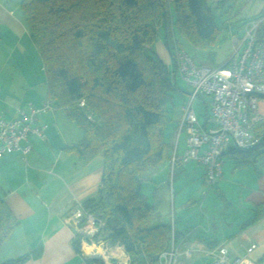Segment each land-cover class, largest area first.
<instances>
[{"label":"trees","instance_id":"16d2710c","mask_svg":"<svg viewBox=\"0 0 264 264\" xmlns=\"http://www.w3.org/2000/svg\"><path fill=\"white\" fill-rule=\"evenodd\" d=\"M236 1L22 2L25 25L43 61L47 100L56 110H65L81 129L83 141L76 149L81 163L100 155L104 159L99 197L82 204L86 213L105 223L93 240L123 247L129 264H161V256L178 236L175 218L174 224L155 222L154 206L142 194L151 172L170 163L177 153L175 139L183 116L181 111L179 119L173 117L177 82L171 74L176 69L171 70L159 55L158 42L163 41L173 62L181 50L176 32L197 48L211 47L221 30L214 13L229 14ZM204 116L207 126L211 118L207 106ZM255 135L260 137L258 145L248 151L231 149L229 154L238 162L254 164L264 156V121ZM177 163L169 164L173 180L180 171ZM263 218L264 203L256 206L247 226ZM18 226L19 220L0 200V250ZM74 247L82 252L79 235ZM26 260L25 256L3 264ZM88 263L104 264L92 259Z\"/></svg>","mask_w":264,"mask_h":264},{"label":"crops","instance_id":"0c3cea01","mask_svg":"<svg viewBox=\"0 0 264 264\" xmlns=\"http://www.w3.org/2000/svg\"><path fill=\"white\" fill-rule=\"evenodd\" d=\"M207 1L214 4L219 0ZM22 2L0 0V113L7 120L17 117L20 110L28 112L30 106L42 107L48 92L46 76L37 70L34 80L30 71L19 80L17 71L10 69L11 63H21L35 50L34 57L38 55L24 22ZM26 37L29 42L24 43ZM157 49L173 70L174 62L162 40ZM36 125L43 127L45 137L30 135L31 151L26 156L11 151L0 159V200L19 220V226L0 250V264L25 256L23 264H89L90 258L74 247L75 233L68 217L76 205L99 197L103 156L81 163L76 149L83 141V133L65 110L40 115ZM180 138L181 133H177V146ZM184 143L186 147V136ZM232 159L233 168L223 172L213 194L205 193L204 186H208L204 173L200 175L196 167L181 165L172 188L174 208L179 197L180 213L174 217L165 212V206L154 207L158 223L169 224L175 218L178 264H213L221 246L228 249L231 257L238 258L246 257L247 249L254 246L250 258L264 264V218L247 226L256 206L264 203V156L254 164ZM159 168L154 172L166 173L165 164ZM170 176L169 172L164 184L170 185ZM198 190L209 199L207 206L200 205V211L193 197ZM111 250L107 254L113 264L130 263L123 247L112 246Z\"/></svg>","mask_w":264,"mask_h":264},{"label":"built area","instance_id":"2783aa9c","mask_svg":"<svg viewBox=\"0 0 264 264\" xmlns=\"http://www.w3.org/2000/svg\"><path fill=\"white\" fill-rule=\"evenodd\" d=\"M261 27H264V16L246 25L245 35L234 38L233 54L221 68L198 65L183 50L175 52V77L192 89L188 94L189 102L182 109L178 131L186 134L187 148L181 160L183 163L196 162L205 168L209 188L222 180L223 157L231 149L248 151L260 142L255 131L264 121V36H258ZM198 99L210 109L207 126L200 123L193 108ZM80 106L83 107L84 102ZM55 110L54 104L46 100L42 107L30 106L28 112L20 110L18 116L10 120L0 113V159L11 151L26 156L31 151L30 135L45 137L43 127L36 125L38 117ZM177 160L174 153L172 167ZM68 221L74 228V237L82 238V253L85 246L98 244L93 238L105 223L86 213L82 204L70 213ZM108 247V243L101 246L106 253ZM253 251L254 246L247 249L246 257H231L228 249L221 246L215 252L213 264H257L250 258ZM178 258L179 253L173 246L161 256V264H178ZM108 259L113 264L110 257Z\"/></svg>","mask_w":264,"mask_h":264},{"label":"rangeland","instance_id":"374dc122","mask_svg":"<svg viewBox=\"0 0 264 264\" xmlns=\"http://www.w3.org/2000/svg\"><path fill=\"white\" fill-rule=\"evenodd\" d=\"M221 1V0H219ZM260 13H264V0H237L229 14H222L219 12L214 13L215 20L217 22L218 27L221 29L220 33L218 35V39L215 44H213L211 47L202 49V48H197L194 45H192L186 38L182 37L180 34L176 32V40L179 42V48L186 52L198 65L201 66H207L211 68H221L223 67L229 60V58L233 54V40L234 38H241L245 35L246 33V25H241L243 21H250L252 19H257L255 18L257 15ZM252 22V21H251ZM249 22L248 24H250ZM247 24V25H248ZM258 36L261 38L264 36V27H261L258 30ZM23 42H29L28 38H24ZM177 43V42H176ZM34 51V49H33ZM29 53V52H28ZM36 50L34 53L32 52L31 57L29 58H24L21 63H11L10 69H13L17 71L19 80L20 77L21 79L26 78L27 72L30 71L32 74V79L34 80V73L35 70L38 71V74L44 75L43 71V61L41 56L36 54ZM173 71L175 69V64L172 67ZM172 76V81L177 82V90L175 92H172L174 95V113L173 117L177 116L178 113H180L183 109V107L186 105L187 102H189V97L188 94L192 92L191 87L182 79L179 77H175V72L171 74ZM47 100V99H46ZM193 108L195 109L198 119L202 125H204L205 122V116L204 114L206 113V104L204 103L203 100H196L193 103ZM186 134L184 131L181 132V138L179 142V146H177L178 142L177 139H175V145H176V157L178 159V167L181 165V159L184 156V153L186 151L187 146L185 147L184 143V138ZM177 138V137H176ZM178 148V149H177ZM232 158L233 156H230L229 154H226L223 157L224 161V166H223V172L228 171V169H232L233 165L232 163L235 162ZM166 173L164 174L163 172H151L150 174V179H152L151 182H143L142 186V194L146 197L148 202L152 204L155 208H159L161 205L165 206V212L167 214H170V216H178L179 211V197L176 198L175 200V206L176 209L174 208V201L173 198L175 197L172 191L173 188V178L171 179L170 176V185L169 182L163 183L164 180H166V177L168 175L169 171V165L166 162ZM188 167H196L195 171L199 172L200 175L203 173L205 174V168H203L201 165H199L196 162H190L189 164H184ZM235 165V164H234ZM163 168V165H162ZM161 169V168H158ZM156 171V170H155ZM200 183V181H197ZM176 189V187L174 186ZM205 193L208 191H211V193H215L216 190L215 188L211 189L209 187L204 186ZM201 190H198L194 195V201L196 200L198 202V211H200V205L207 206L209 203L208 198H204L203 195L201 194ZM177 193L179 191L177 190ZM182 195L183 193L179 194V196ZM218 198V196H216ZM222 202V200H221ZM157 204V206H156ZM160 209V208H159ZM158 209V211H160ZM157 211V212H158ZM162 211V210H161ZM175 212V213H174ZM155 213V212H154ZM169 220V219H168ZM174 220V219H173ZM155 222H157V217L155 215ZM174 224V221L173 223ZM106 246L105 242L98 243L96 244L97 247L101 246ZM110 247V249H109ZM108 250L112 252V246L109 245ZM100 260V259H99ZM102 261V260H100ZM103 262V261H102ZM104 263V262H103Z\"/></svg>","mask_w":264,"mask_h":264},{"label":"bare ground","instance_id":"6f19581e","mask_svg":"<svg viewBox=\"0 0 264 264\" xmlns=\"http://www.w3.org/2000/svg\"><path fill=\"white\" fill-rule=\"evenodd\" d=\"M83 252L88 258H99L106 264H111L109 261V255L100 247L96 245H87L84 247Z\"/></svg>","mask_w":264,"mask_h":264},{"label":"water","instance_id":"95a60500","mask_svg":"<svg viewBox=\"0 0 264 264\" xmlns=\"http://www.w3.org/2000/svg\"><path fill=\"white\" fill-rule=\"evenodd\" d=\"M90 259H92V260H98L99 258H90Z\"/></svg>","mask_w":264,"mask_h":264},{"label":"clouds","instance_id":"9594fccd","mask_svg":"<svg viewBox=\"0 0 264 264\" xmlns=\"http://www.w3.org/2000/svg\"><path fill=\"white\" fill-rule=\"evenodd\" d=\"M99 260V259H98Z\"/></svg>","mask_w":264,"mask_h":264}]
</instances>
